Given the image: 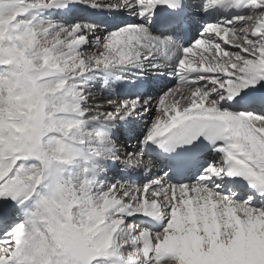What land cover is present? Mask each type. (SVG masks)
<instances>
[{"label":"snow or ice","instance_id":"6c2138e0","mask_svg":"<svg viewBox=\"0 0 264 264\" xmlns=\"http://www.w3.org/2000/svg\"><path fill=\"white\" fill-rule=\"evenodd\" d=\"M0 264H264V0H0Z\"/></svg>","mask_w":264,"mask_h":264}]
</instances>
